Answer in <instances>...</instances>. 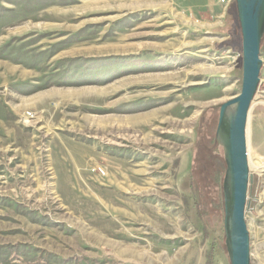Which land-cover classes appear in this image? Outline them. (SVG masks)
Listing matches in <instances>:
<instances>
[{
	"label": "rangeland",
	"instance_id": "rangeland-1",
	"mask_svg": "<svg viewBox=\"0 0 264 264\" xmlns=\"http://www.w3.org/2000/svg\"><path fill=\"white\" fill-rule=\"evenodd\" d=\"M223 8L0 0V264H230L215 132L240 92L242 38L235 0L217 36ZM260 46L250 264H264Z\"/></svg>",
	"mask_w": 264,
	"mask_h": 264
},
{
	"label": "water",
	"instance_id": "water-1",
	"mask_svg": "<svg viewBox=\"0 0 264 264\" xmlns=\"http://www.w3.org/2000/svg\"><path fill=\"white\" fill-rule=\"evenodd\" d=\"M242 38L241 88L219 106L216 143L226 166L222 183L225 248L230 264H250L245 222L249 166L247 124L260 81V45L264 35V0H235Z\"/></svg>",
	"mask_w": 264,
	"mask_h": 264
},
{
	"label": "crops",
	"instance_id": "crops-1",
	"mask_svg": "<svg viewBox=\"0 0 264 264\" xmlns=\"http://www.w3.org/2000/svg\"><path fill=\"white\" fill-rule=\"evenodd\" d=\"M229 11L233 14V12H234V3L233 2H231L227 6V8H223V11L219 14V22H218V24L216 26H214V27H216L217 30H220L221 33L219 35H217V36L222 38L221 39L222 41H224V40H226L228 38V35H226L225 32L223 33L222 29L224 27L223 25H224L225 15H227V13ZM214 27H213V29H214Z\"/></svg>",
	"mask_w": 264,
	"mask_h": 264
},
{
	"label": "built area",
	"instance_id": "built-area-1",
	"mask_svg": "<svg viewBox=\"0 0 264 264\" xmlns=\"http://www.w3.org/2000/svg\"><path fill=\"white\" fill-rule=\"evenodd\" d=\"M234 0H217V3L221 6H223L224 8H227V6L233 2ZM102 173V172H101Z\"/></svg>",
	"mask_w": 264,
	"mask_h": 264
},
{
	"label": "trees",
	"instance_id": "trees-1",
	"mask_svg": "<svg viewBox=\"0 0 264 264\" xmlns=\"http://www.w3.org/2000/svg\"><path fill=\"white\" fill-rule=\"evenodd\" d=\"M233 3H234V1H233ZM260 51H261V46H260Z\"/></svg>",
	"mask_w": 264,
	"mask_h": 264
}]
</instances>
